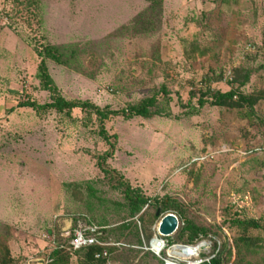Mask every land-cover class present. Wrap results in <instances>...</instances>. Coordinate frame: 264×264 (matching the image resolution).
Listing matches in <instances>:
<instances>
[{
  "label": "rangeland",
  "instance_id": "1",
  "mask_svg": "<svg viewBox=\"0 0 264 264\" xmlns=\"http://www.w3.org/2000/svg\"><path fill=\"white\" fill-rule=\"evenodd\" d=\"M38 8L34 17L26 0H0V264L46 263L58 232L70 246L78 225L93 226L72 229L74 216L112 227L124 217L121 191L97 166L109 150L97 116L47 108L53 94L40 86L35 51L44 45L68 57L67 65L46 61L66 101L128 115L157 99L147 118L104 123L116 137L106 168L146 197L176 198L195 224L218 228L217 245L231 250L225 264H264V0H163L153 10L146 0H39ZM230 90L256 100L252 109L211 103ZM234 219L256 222L246 235L258 240L238 242L245 232ZM158 241L132 246L141 252L129 262L199 264L213 245L202 240L188 258L172 250L183 245L156 251ZM105 245L114 250H104V264H125L127 246Z\"/></svg>",
  "mask_w": 264,
  "mask_h": 264
},
{
  "label": "trees",
  "instance_id": "2",
  "mask_svg": "<svg viewBox=\"0 0 264 264\" xmlns=\"http://www.w3.org/2000/svg\"><path fill=\"white\" fill-rule=\"evenodd\" d=\"M149 3L150 9L154 7H160L163 0H146ZM27 5L32 7L33 16H39V0H26ZM40 23V21L38 20ZM39 58V64L37 66V74L40 86L53 94V102L47 105V108L55 109L58 112H70L74 109L81 111L91 112L95 114L99 122L98 135L109 145V150L97 159V166L107 177V184L110 188L120 190L123 195L122 208L124 211V217L122 223L116 226H108L102 222H95L93 219L85 216H74L72 218V229H75L79 221L88 225L99 227V231L93 236L99 243L111 244L119 243L127 247H123L120 250L121 254L125 255L124 263L132 264V260L140 254V250L131 248L132 246L142 247L147 245L149 241L156 236L158 239L165 242L167 247L173 245L183 246H195L204 239H210L213 241L212 249L209 254H200L199 264H225L226 259L231 256V250L226 242L221 245H217L216 238L221 236V231L218 228L199 226L194 223L188 216V210L184 204L180 203L176 198L165 196L162 198H149L146 197L140 189L132 188L128 182H126L121 175L116 173L112 169L105 167L106 160L112 158L115 150L116 137L115 135H108L104 128V123L110 121L113 117H123L130 119L132 117L147 118L150 115V109L155 106L156 100L154 97L146 99L140 102L138 105L130 108V114L125 115L124 111H110L106 109H99L93 104L85 101H66L56 91L52 84V80L48 74L46 67V61L51 60L59 65H67L68 57L65 54L64 48L54 47L51 45L41 46L40 49H35ZM71 52V51H70ZM69 52V54H70ZM164 92V91H163ZM235 100L237 101H233ZM211 103L218 107H230L241 108L247 107L252 109L256 100L251 97L244 96L238 92V90H230L227 93H215L211 98ZM204 102H200L202 106ZM20 107L35 108L33 103H23ZM160 209L159 217L162 219L167 214H173L178 219V228L171 237H160L156 232L152 231V225L159 217H156L157 210ZM232 224L238 226L241 231L245 232V237L241 236L237 241L244 243L245 246H250L254 241L258 240L246 235L250 229H256L259 225L250 220L234 219ZM55 247L50 253L47 262L44 264H68L70 256L82 255V260L78 258V264H104L105 259L99 258L94 260V255L102 254L104 250L110 253L114 250V247L109 246H88L79 250H72L68 245L69 239H63L58 232L54 239ZM237 241H234L235 243ZM66 243L69 247L68 252L61 249L62 243ZM235 248L238 251V245L235 244ZM151 253H143L147 255ZM240 255L237 252V257ZM155 258L153 255H151ZM162 258L165 259V253H162ZM131 260V262H129ZM242 259L239 260V263ZM114 261H122L119 258H115ZM163 261L160 260L159 264ZM138 264V262L136 263Z\"/></svg>",
  "mask_w": 264,
  "mask_h": 264
},
{
  "label": "built area",
  "instance_id": "3",
  "mask_svg": "<svg viewBox=\"0 0 264 264\" xmlns=\"http://www.w3.org/2000/svg\"><path fill=\"white\" fill-rule=\"evenodd\" d=\"M99 231V228L96 226H91V227H85L82 225H78L77 228L74 231V235L70 241V246L73 250H79L88 246H104V244L99 243L97 239L93 236ZM154 241H157L156 238L153 239L150 242V247L152 248V244ZM161 243L163 245V241H158V244ZM105 257L106 252H102L101 254H96L94 257L96 259H99L100 257Z\"/></svg>",
  "mask_w": 264,
  "mask_h": 264
},
{
  "label": "water",
  "instance_id": "4",
  "mask_svg": "<svg viewBox=\"0 0 264 264\" xmlns=\"http://www.w3.org/2000/svg\"><path fill=\"white\" fill-rule=\"evenodd\" d=\"M160 209L157 210L156 217H159ZM178 219L173 214L165 215L159 222L157 227V235L160 237H171L178 228ZM185 249L192 248L191 246H183Z\"/></svg>",
  "mask_w": 264,
  "mask_h": 264
},
{
  "label": "bare ground",
  "instance_id": "5",
  "mask_svg": "<svg viewBox=\"0 0 264 264\" xmlns=\"http://www.w3.org/2000/svg\"><path fill=\"white\" fill-rule=\"evenodd\" d=\"M152 248H153V246H152ZM164 247H162L160 244H158V243H155V245H154V249L156 250V251H160V250H162ZM198 247H192V248H189V249H185L183 246H174L173 247V251L178 255V254H180V253H182L185 257H194V256H196V254H197V251H198ZM172 252V251H171ZM175 254V255H176ZM176 255V256H177ZM199 255V254H198ZM173 256V255H172ZM171 257V256H170ZM181 257V256H180ZM189 260V259H188ZM187 260V261H188ZM168 264H172V263H168ZM188 264H195L194 262H189Z\"/></svg>",
  "mask_w": 264,
  "mask_h": 264
}]
</instances>
